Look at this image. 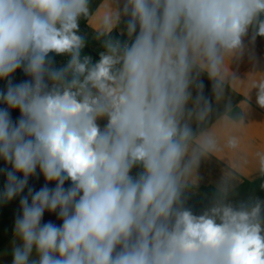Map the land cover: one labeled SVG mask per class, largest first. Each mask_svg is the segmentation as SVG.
<instances>
[{
	"label": "clouds",
	"instance_id": "clouds-1",
	"mask_svg": "<svg viewBox=\"0 0 264 264\" xmlns=\"http://www.w3.org/2000/svg\"><path fill=\"white\" fill-rule=\"evenodd\" d=\"M89 4L0 0V159L11 166L0 202L20 196L22 210L12 264H264V202L234 204L222 182L196 215L186 196L216 148L189 122L212 110L200 77L219 99L226 56L250 29L264 36V0H124L101 24L97 62L82 56ZM122 15L123 43L110 36ZM50 54L69 59L56 68ZM17 69L30 79L13 83ZM37 169L46 183L34 191Z\"/></svg>",
	"mask_w": 264,
	"mask_h": 264
},
{
	"label": "crops",
	"instance_id": "crops-1",
	"mask_svg": "<svg viewBox=\"0 0 264 264\" xmlns=\"http://www.w3.org/2000/svg\"><path fill=\"white\" fill-rule=\"evenodd\" d=\"M124 0H90L88 17L79 21L85 29L89 41L92 37H100L101 24L106 16L114 15L123 8ZM264 19V16L261 17ZM128 17L121 16L114 21L110 34L112 39L128 40L126 22ZM79 34L82 32L79 29ZM86 41V39H85ZM53 66L59 61L60 55L50 54ZM15 78L30 79L22 69L15 72ZM222 94L217 99L213 91V82L206 74L201 75L203 95L212 102V110L208 116L200 121L195 117L189 121L193 127L195 137L211 136L216 142L215 150L202 157L200 165L194 174L187 198L197 200L200 205L211 204L212 197L218 186L224 182L233 185L229 200L234 204L259 200L264 202V106L257 102L258 85L264 82V36L257 35L252 39V30L243 39V48L239 53L227 55L223 67ZM0 90L6 91L0 85ZM196 92L193 89V97ZM7 107L0 104V108ZM13 120L19 117L18 110L10 111ZM15 117V119H14ZM106 119L98 120L103 128ZM235 140V146L229 141ZM11 168L0 159V169ZM140 169L134 168L131 175H136ZM19 175V174H18ZM34 179L39 177L32 176ZM6 184V175L0 172V192ZM70 181L66 182L68 187ZM30 186V183L28 185ZM28 189L21 194L27 195ZM20 196L9 202H0V264H12V250L21 244L14 234V224L17 215L22 214ZM192 198V199H191ZM31 198L29 197V202ZM43 221H48L46 215Z\"/></svg>",
	"mask_w": 264,
	"mask_h": 264
},
{
	"label": "rangeland",
	"instance_id": "rangeland-1",
	"mask_svg": "<svg viewBox=\"0 0 264 264\" xmlns=\"http://www.w3.org/2000/svg\"><path fill=\"white\" fill-rule=\"evenodd\" d=\"M79 29L82 32V36H84L86 31H85V29L81 23L79 24ZM84 37L86 39V46L82 50V56L83 55L89 56L90 53H92L93 56L91 55V58H93L94 62H97L98 60L95 58V56H98L101 52L105 51V49L103 47V38L92 37L89 41H87V39H89V37L88 36H84ZM115 40H120V39L116 38ZM68 59H69V57L67 55H60L59 61H56V63H58V64H56V68H60V67L64 66L67 63ZM17 70H20V69H17ZM14 76H15V73H13L11 76L13 83H20V82L24 81L23 78H20V77L15 78ZM0 85L3 86V88L6 90L7 81L6 80H0ZM9 111H11V110H9ZM14 119H15V117H14ZM29 183H30L31 188L34 191H38L42 186L45 185L46 181H45V178L43 177V175L39 174V177L37 180L34 179L33 177H30ZM48 186L54 187L55 185H54V183H51ZM187 206L193 211L194 214L199 215V214H201V212L203 210H205L207 207H209L210 204L205 203V205H200L199 203H197V200L192 199V201H191L189 198H187ZM44 215H46L47 220H51L56 224H62V221L57 219L56 214L49 213L46 211Z\"/></svg>",
	"mask_w": 264,
	"mask_h": 264
},
{
	"label": "trees",
	"instance_id": "trees-1",
	"mask_svg": "<svg viewBox=\"0 0 264 264\" xmlns=\"http://www.w3.org/2000/svg\"><path fill=\"white\" fill-rule=\"evenodd\" d=\"M91 55L93 56V54L92 53H90V57H91ZM95 58L99 61V59H100V54L98 55V56H95ZM92 60H93V58H92ZM93 62H94V60H93Z\"/></svg>",
	"mask_w": 264,
	"mask_h": 264
}]
</instances>
